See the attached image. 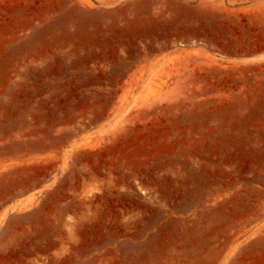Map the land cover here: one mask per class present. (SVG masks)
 Segmentation results:
<instances>
[{"label": "rangeland", "instance_id": "1", "mask_svg": "<svg viewBox=\"0 0 264 264\" xmlns=\"http://www.w3.org/2000/svg\"><path fill=\"white\" fill-rule=\"evenodd\" d=\"M0 264H264V0H0Z\"/></svg>", "mask_w": 264, "mask_h": 264}]
</instances>
